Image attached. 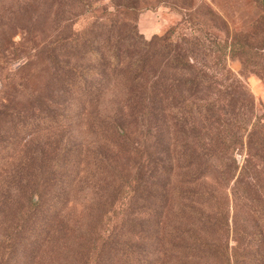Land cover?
<instances>
[{
    "label": "trees",
    "instance_id": "1",
    "mask_svg": "<svg viewBox=\"0 0 264 264\" xmlns=\"http://www.w3.org/2000/svg\"><path fill=\"white\" fill-rule=\"evenodd\" d=\"M21 1L50 31L42 80L0 72L27 102L0 98V264H264V109L197 62L220 52L144 37L149 0H107L77 27L95 0ZM217 47L257 55L236 37ZM81 123L85 144L69 132Z\"/></svg>",
    "mask_w": 264,
    "mask_h": 264
},
{
    "label": "rangeland",
    "instance_id": "2",
    "mask_svg": "<svg viewBox=\"0 0 264 264\" xmlns=\"http://www.w3.org/2000/svg\"><path fill=\"white\" fill-rule=\"evenodd\" d=\"M263 2L264 0H149L151 6L141 9L135 22L144 37L165 31L171 32L172 37L180 33L193 34L204 46L208 45L211 51H217L215 54L220 52L219 59L213 58V61L210 60V55L201 53L197 62H205L216 68L223 65L228 69L229 77L246 94L249 109L247 113H259L264 109ZM16 3L20 4L18 8ZM94 3L92 12L82 11L74 26L82 25L92 14L98 13L102 5H107V0H95ZM8 9L10 11L2 12ZM107 9H112V6L108 5ZM73 10L74 6L68 11ZM60 13L61 10H58V17L61 16ZM0 14V72L5 67L15 74V78L21 77L22 81L28 80L30 84H35L42 80L44 74L45 61L35 55V50L49 34L48 18L42 17L34 2L23 4L21 0H0ZM234 37L253 44L257 55L249 57L236 51L229 52L228 47L224 50L225 53L223 50H216L218 43L227 44ZM201 50L206 51L205 48ZM12 87L16 88L17 85L11 83L8 90H1L0 81V98L6 104L26 106V100L20 98L21 95L18 97L19 94ZM216 96L217 94H210L209 97ZM107 100V97H102L98 101L104 106ZM87 130L90 129L81 123L69 132L85 144L96 137Z\"/></svg>",
    "mask_w": 264,
    "mask_h": 264
}]
</instances>
